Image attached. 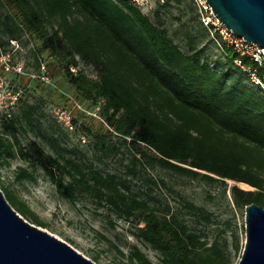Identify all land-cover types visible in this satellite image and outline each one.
<instances>
[{
    "label": "trees",
    "instance_id": "trees-1",
    "mask_svg": "<svg viewBox=\"0 0 264 264\" xmlns=\"http://www.w3.org/2000/svg\"><path fill=\"white\" fill-rule=\"evenodd\" d=\"M172 2L186 0H164L161 7ZM166 23L161 8L148 14L133 0H0V41L8 43L3 40L6 33L19 38L24 32L42 41L38 54L51 51L77 97L94 108L102 102L108 130L96 134L97 147L115 153L127 144L138 151L130 173L136 174L142 157L152 159L179 174L220 182V195L228 206H264V86L234 62L239 55L233 48L222 50L226 56L222 61L198 46L207 38L220 47L200 11L185 22L189 51L175 40ZM39 56L38 70L45 61ZM242 59L256 67L264 81V64L249 56ZM84 63L94 64L98 74L83 69ZM72 66L79 68L77 74ZM23 101L20 113L0 110V160L20 154L35 168H44L68 197L88 194L127 220L134 219L135 235L161 257L156 262L133 245V264H234L236 254L242 257L244 228L234 229L232 240L229 233L211 239L206 227L219 219L208 206L182 192V206L167 199L153 202L131 192L117 174H106L67 155L71 150L61 146L55 132L49 134L38 116L42 104L24 96ZM80 125L83 132L85 128L91 132L86 122ZM28 126L48 143L35 139L23 143L19 133ZM59 130L64 132L62 127ZM116 133L122 139L119 145L112 138ZM18 178L35 180L36 176L20 167ZM230 181L236 183L230 186ZM0 185L21 214L46 225L25 200Z\"/></svg>",
    "mask_w": 264,
    "mask_h": 264
},
{
    "label": "rangeland",
    "instance_id": "rangeland-1",
    "mask_svg": "<svg viewBox=\"0 0 264 264\" xmlns=\"http://www.w3.org/2000/svg\"><path fill=\"white\" fill-rule=\"evenodd\" d=\"M149 1L150 3L145 5L144 11L153 15L157 9L161 8L170 33L183 49L189 51L191 46L185 35L186 26L189 24L185 25V22L200 11L197 4L192 0H186L183 4L172 2L162 8L163 0ZM4 11L6 13L7 9ZM195 24L198 25V22ZM3 40L8 43L3 44L0 41V55L2 52H11L13 64L15 66L22 65L23 71L38 72L36 58L39 55V58L47 60V64L50 63L51 75L59 88L46 87V84L38 85V82L36 83L32 78L23 74L12 71L4 72L1 66L0 85L5 80L11 81L13 86H20L24 89L26 92L24 99L31 103L42 104L41 112L45 115L40 112L42 115L38 113V116L48 128L49 134L55 132L60 138L61 146L71 150L67 155L75 157L85 165L94 164L106 174H117L130 185L131 192L153 202L167 199L171 200L174 205L182 206L185 202L179 194L182 192L197 203L208 206L217 213L216 216L219 219V222L206 227V233L210 235L211 239L220 233L224 235L229 233L230 240H232L234 229L244 228L246 231V209H239L233 203L228 206V202L224 201L220 195L222 187L220 182L208 183L182 175L156 164L152 159L147 160L143 157L141 162L137 161L136 174L130 173L131 167L133 168L132 160L136 155H139L133 146L122 145L121 149L115 153L97 147L99 139L96 134L107 132V121L85 116L83 121L88 124L91 132L86 128L83 132L80 128L67 130L60 126L54 108L65 105L68 100L67 94L75 93V88L69 82L64 71L60 69L56 57L52 56L49 50L38 54L42 41L32 33L24 32L19 38L11 37L6 33L3 35ZM198 46L206 48L213 59L226 60L222 49L209 42L207 38H204ZM82 66L92 76L98 74V69L94 64L84 63ZM23 105L24 101L18 103L13 108L14 112L20 113ZM102 117L105 119L103 115ZM59 127H62L68 136L59 130ZM26 128L27 130H21L19 133L23 143L28 145L29 141L33 139L42 144L48 143L43 135H38L30 126ZM82 133L86 136L81 137ZM112 138L118 145L122 141L117 133L113 134ZM20 167L34 171L36 179H19ZM0 178V184L9 187L40 215L46 224L43 227L69 242L78 251L94 260L96 264H133L131 259L133 245L144 250L152 260L156 262L160 260L159 251L135 235L137 226L134 219L127 220L88 194L77 193L75 199L68 197L59 191L56 183L51 180L44 168L40 166L35 168L20 154L0 160ZM234 183L236 182L230 181L229 185ZM239 184L245 189H252L250 185ZM243 236L246 238L247 232L243 233ZM240 259V255L236 254L234 264H238Z\"/></svg>",
    "mask_w": 264,
    "mask_h": 264
},
{
    "label": "water",
    "instance_id": "water-1",
    "mask_svg": "<svg viewBox=\"0 0 264 264\" xmlns=\"http://www.w3.org/2000/svg\"><path fill=\"white\" fill-rule=\"evenodd\" d=\"M215 15L247 42L264 46V0H208ZM245 249L238 264H264V206H246ZM0 264H96L66 240L21 214L0 187Z\"/></svg>",
    "mask_w": 264,
    "mask_h": 264
},
{
    "label": "built area",
    "instance_id": "built-area-1",
    "mask_svg": "<svg viewBox=\"0 0 264 264\" xmlns=\"http://www.w3.org/2000/svg\"><path fill=\"white\" fill-rule=\"evenodd\" d=\"M138 4L143 10H145V5L149 4V0H133ZM164 1V0H163ZM199 10L201 12V19L205 26L210 29V32L218 42L222 50L226 48H233L234 51L239 55L235 58V63L241 67L244 71L249 73L253 82L264 86L263 78L259 75L258 69L253 65L246 64L242 57L249 56L251 59L264 64V46L259 42L248 41L238 35L235 32L223 24L219 18L215 15L212 6L209 4L208 0H195ZM1 67L4 72H17L32 78V80L43 82L44 84H49L59 88L55 84V80L51 75L49 66L46 61L41 64V69L37 72H26L23 71L24 67L22 65L15 66L12 62V53H1L0 55ZM72 71L77 74L79 68L77 66H72ZM24 96V89L20 86H13L11 81L5 80L2 85H0V110L9 112L20 102ZM67 103L65 105L56 106L54 108L55 115L59 123L69 129H79L80 124L85 116L92 117L93 119L105 120L102 117V102L97 106L91 107L84 101L79 99L75 93L67 94ZM79 119L80 122H76ZM106 121V120H105ZM86 135L82 133L81 137Z\"/></svg>",
    "mask_w": 264,
    "mask_h": 264
}]
</instances>
